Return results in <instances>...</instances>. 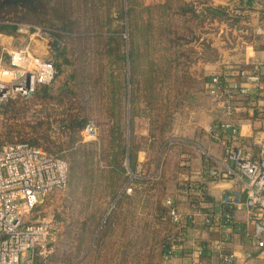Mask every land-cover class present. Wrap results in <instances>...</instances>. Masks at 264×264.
<instances>
[{"label": "rangeland", "instance_id": "rangeland-1", "mask_svg": "<svg viewBox=\"0 0 264 264\" xmlns=\"http://www.w3.org/2000/svg\"><path fill=\"white\" fill-rule=\"evenodd\" d=\"M252 1L249 7L246 0H0V50L30 45L57 69L45 91L0 105V148L28 142L69 163L67 189L51 194L30 217L60 225L49 264H74L88 255V238L78 227L104 224L115 181L129 177L124 148L131 142L147 157L133 173L137 212L126 202L114 217L118 225L137 227L136 248L124 249L123 259L160 264L164 246L176 240L166 201L180 170L178 152L160 156L159 145L168 139L178 149L173 135L193 125L201 93L219 121H228L203 84L208 66L231 70L244 59H260L254 52L263 48L251 44L259 41L264 0ZM24 25L27 33H20ZM89 122L95 139L84 133ZM149 127L152 135L142 136ZM185 138L196 140L189 133ZM67 226L76 229L66 233Z\"/></svg>", "mask_w": 264, "mask_h": 264}, {"label": "built area", "instance_id": "built-area-1", "mask_svg": "<svg viewBox=\"0 0 264 264\" xmlns=\"http://www.w3.org/2000/svg\"><path fill=\"white\" fill-rule=\"evenodd\" d=\"M27 28L20 26L19 32L27 33ZM256 35L259 41L251 47L261 46L262 57L246 59L242 65L214 74L207 93L230 118L220 123L218 135L226 139V159L236 165L234 170L226 166L224 172L213 169L210 175L215 179L247 178L246 198L243 190L224 193V220L230 222L238 211L251 212L256 217L253 238L256 246L263 249L264 23H260ZM56 75L55 65L35 55L30 45L13 51L0 50V105L17 98L29 99L40 87L50 86ZM245 129L250 132L245 133ZM84 133L95 139V125L87 123ZM69 170L66 160L28 142L0 148V264H46L60 225L54 221H32L30 217L51 194L67 189ZM166 204L172 223L183 233L188 226L186 216L175 207L172 198ZM257 211L263 216H258ZM205 222L210 224L211 219L205 218ZM177 248L172 244L165 259H171ZM223 259L224 264H236L233 254Z\"/></svg>", "mask_w": 264, "mask_h": 264}, {"label": "crops", "instance_id": "crops-1", "mask_svg": "<svg viewBox=\"0 0 264 264\" xmlns=\"http://www.w3.org/2000/svg\"><path fill=\"white\" fill-rule=\"evenodd\" d=\"M254 56L261 58L262 53L256 51ZM244 61L245 59L241 62ZM207 68L211 74L203 84L204 89L214 74L230 69L228 66L219 65ZM205 95L201 93L198 98L193 125H190L187 131L186 125L183 128L180 127L173 135V138L176 137L174 141L179 145L178 149L177 146L176 149L173 148L174 142L168 139H164L159 145L160 156L162 154L169 155L174 151L178 152L177 167L180 173L175 179L177 188L169 197L174 200L175 207L188 220V226L183 230V233L175 227L174 239L176 240L173 241V244H176L178 248L174 256L171 259H165V254L170 247L164 246L160 264H193L194 262L224 264L223 257L230 254L235 256L236 264H264V248H258L253 238L256 217L248 210H242L233 213V219L230 222L224 220L225 210L221 203L224 193L240 189L243 190L244 198H246L245 182H247V178L242 176L241 178L221 177L215 179L210 175V171L213 169L224 172L226 166L234 170L236 165L226 159L227 151L224 146L226 139L218 135L221 122L217 116V110ZM130 118L133 119V123L137 122V118L133 114L132 116L130 114ZM134 130L129 129L131 135L135 134ZM245 130V133L250 132ZM152 131V128H146L142 136H150ZM188 133L195 136L196 140L186 139ZM128 149L130 155L129 159L127 158V166L123 169L128 170L129 177L123 175L122 180L119 183L115 181L114 185L112 182L110 183L112 180L103 179L105 185L114 186L113 204L104 215V224L78 227L85 235L84 237L88 238V240L86 239V248L89 252L87 256L86 253H83L84 258L74 264H125L123 250L131 249L132 246L136 248L137 227L118 225L114 219L125 209L126 202L129 212H132V209L133 212H137L138 179L133 173L138 171V165L146 159L147 153L143 151V156H140L132 142L129 148H124L126 152ZM114 169L119 173L122 171L121 167L115 166ZM123 173L126 175V172L123 171ZM256 214L260 217L263 216L261 211H257ZM205 218H210L211 223H206ZM107 220H109L108 223H106ZM111 220H114V223H110ZM66 229V233H68V230L70 232V229L76 228L67 226ZM91 250L95 251L91 252ZM46 264L49 263L46 261ZM128 264H131L130 260Z\"/></svg>", "mask_w": 264, "mask_h": 264}, {"label": "trees", "instance_id": "trees-1", "mask_svg": "<svg viewBox=\"0 0 264 264\" xmlns=\"http://www.w3.org/2000/svg\"><path fill=\"white\" fill-rule=\"evenodd\" d=\"M13 2V1H12ZM17 1H15V3H16ZM56 68V67H55ZM56 71H57V69H56ZM47 88V86H43V87H40L37 91H36V93L34 94V95H36V94H38V92H41L42 90H44L45 91V89ZM72 123V122H71ZM77 124V123H76ZM77 126H81V124H77ZM70 127H72V126H70ZM35 145V144H34ZM38 146V145H37Z\"/></svg>", "mask_w": 264, "mask_h": 264}, {"label": "water", "instance_id": "water-1", "mask_svg": "<svg viewBox=\"0 0 264 264\" xmlns=\"http://www.w3.org/2000/svg\"><path fill=\"white\" fill-rule=\"evenodd\" d=\"M252 2H253L252 0H246V5L249 6V7H251L252 4H253Z\"/></svg>", "mask_w": 264, "mask_h": 264}]
</instances>
